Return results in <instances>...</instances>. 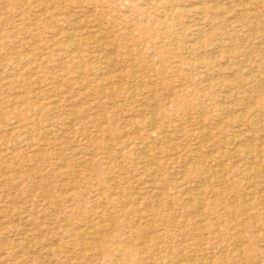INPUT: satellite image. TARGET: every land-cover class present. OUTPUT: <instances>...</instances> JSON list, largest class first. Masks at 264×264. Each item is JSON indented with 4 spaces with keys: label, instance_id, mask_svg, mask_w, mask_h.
Listing matches in <instances>:
<instances>
[{
    "label": "rangeland",
    "instance_id": "rangeland-1",
    "mask_svg": "<svg viewBox=\"0 0 264 264\" xmlns=\"http://www.w3.org/2000/svg\"><path fill=\"white\" fill-rule=\"evenodd\" d=\"M0 264H264V0H0Z\"/></svg>",
    "mask_w": 264,
    "mask_h": 264
}]
</instances>
